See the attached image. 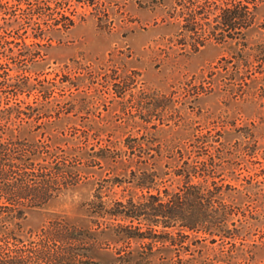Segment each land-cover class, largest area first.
<instances>
[{
	"label": "rangeland",
	"instance_id": "obj_1",
	"mask_svg": "<svg viewBox=\"0 0 264 264\" xmlns=\"http://www.w3.org/2000/svg\"><path fill=\"white\" fill-rule=\"evenodd\" d=\"M218 11L204 0H0L3 45L14 51L7 67L1 66L9 74L29 73L32 81L49 84L52 109L38 111L22 127L29 129L21 131L28 139L63 138V147L76 142L89 151L100 146L137 151L140 144L154 155L157 149H193L196 137L221 141L228 163L218 177L242 193L257 192L241 203L257 208L253 217L242 227L233 218L237 233L245 234L242 249L240 237L232 239L234 248L190 232L183 238L187 249L176 245L159 253L192 257V264H264V30L248 29L243 49L234 40H216ZM256 15L258 21L264 18V2ZM13 18L16 23L4 28ZM1 95L0 105L44 101L37 88ZM165 162V156L156 159L152 169L161 175L171 169ZM149 165L143 168L150 170ZM81 166L67 180L72 184L65 188L63 179L61 193L27 211V225L34 228L56 216L87 223L86 203L94 194L111 200L144 191L132 182H113L120 169L89 160ZM159 180L153 185L161 188ZM97 245L92 254L99 264H138L115 259L117 244L111 241Z\"/></svg>",
	"mask_w": 264,
	"mask_h": 264
},
{
	"label": "trees",
	"instance_id": "obj_2",
	"mask_svg": "<svg viewBox=\"0 0 264 264\" xmlns=\"http://www.w3.org/2000/svg\"><path fill=\"white\" fill-rule=\"evenodd\" d=\"M187 1L193 4L198 0ZM204 1L219 8L217 15L221 25L216 40H234L240 43L239 49H243L248 29L256 26L264 30V18L258 21L256 15L258 5L264 0ZM14 23L16 18L3 25L6 28ZM212 28L215 29L214 26ZM212 32L209 34H214ZM262 35L264 37V33ZM2 36L0 66L4 64L7 67L6 58H10L14 51L3 45L5 39ZM22 43L27 45L23 40ZM261 44L260 49L264 48ZM16 53L19 55L20 51ZM4 65L0 67V99L1 92L17 95L37 88L44 101L38 106L28 102L22 105L21 99L12 103L4 101L0 105V264H99L92 251L101 241L117 244L114 257L119 262L192 264V257L159 253L160 249L172 252L176 245L187 249L183 238L188 237L190 232L200 233L202 240L229 242L234 248L232 239L240 237L238 243L239 249H242L245 234L237 233L233 218L236 215L242 227L248 217H253L252 211L256 212L257 208H243L241 203L252 199L257 192L242 193L218 177L228 163L223 157L227 150L221 141L213 144L215 139L196 137L191 145L193 149L164 153L157 149L154 155L140 144L137 151H115L109 146L89 151L76 142L63 147V138L60 139L62 142L50 137L28 139L21 135V131L25 130L22 127L38 111L49 112L52 109L47 100L49 84L44 83L45 79L38 83L32 81L35 76L31 77L29 73L9 74ZM159 146L157 144V148ZM63 152L67 155L66 161H63ZM71 156L82 159L72 162L68 158ZM163 156L168 158L164 166L171 169L158 175L152 167L156 159L158 161ZM149 159L152 161L149 162ZM87 160L95 161L99 167L105 165L120 169L115 171L113 182H132L144 191L111 200L103 199L100 193L94 194L95 198L86 203L85 215L90 216L87 223L56 216L34 228L27 225V211L42 207L61 193L63 179L65 188L72 184L67 180ZM148 164L150 170L143 168ZM126 169L128 179H124ZM168 173L170 175L166 177ZM164 175L165 178L161 179ZM158 176L161 188L153 185ZM166 180L169 182L165 184ZM131 242H134L133 246Z\"/></svg>",
	"mask_w": 264,
	"mask_h": 264
}]
</instances>
